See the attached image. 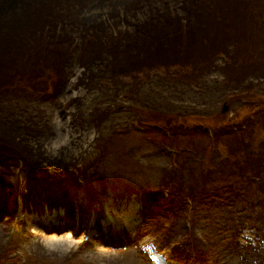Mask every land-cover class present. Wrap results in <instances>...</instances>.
<instances>
[{"label": "rangeland", "instance_id": "374dc122", "mask_svg": "<svg viewBox=\"0 0 264 264\" xmlns=\"http://www.w3.org/2000/svg\"><path fill=\"white\" fill-rule=\"evenodd\" d=\"M33 10L45 31L62 35L55 47L67 49L68 78L56 89L58 75L43 60L53 50H42L33 65L43 74L0 93V132L30 146L24 153L0 142V264H154L113 221L130 235L151 234L171 264H264V156L256 155L257 173L241 174L223 163L227 136L211 141L245 118L253 126L244 141L261 149L264 0H0L2 21ZM96 23L103 28L90 35ZM111 34L122 62L111 73L103 52L84 68L87 47L98 38L109 46ZM163 34L169 48L153 52L149 44ZM180 151L191 160L179 162ZM212 158L221 171L204 194L199 170ZM28 176L38 189L26 190ZM33 227L97 235L53 250ZM99 242L105 251L97 254Z\"/></svg>", "mask_w": 264, "mask_h": 264}, {"label": "trees", "instance_id": "16d2710c", "mask_svg": "<svg viewBox=\"0 0 264 264\" xmlns=\"http://www.w3.org/2000/svg\"><path fill=\"white\" fill-rule=\"evenodd\" d=\"M33 12L32 13L27 12V16L21 17L15 20H11V21H2V19H0V47L7 46L2 52H0V93L2 92V90L7 89L8 86L11 85L13 81H15V84L17 85V83L20 80L24 79L22 76L26 74H29L30 76H32L33 79H37L43 74L42 73L43 69L41 70L39 66L33 65L35 62V59L38 58V55L42 52V50L43 52L44 50L45 52L49 50H53L51 53L46 54V59H48V61H46L44 58L43 60L46 64H48V66H44V67L54 72V74L58 75L57 80H56V89H58L59 87H62L65 84L64 82L68 78L66 69H64L65 62L68 57V53H66L67 49L64 48L63 46H60L59 48L55 47V45L57 44V41H60V39L63 38L62 35L58 33V31H56V29L54 28L55 26H53L54 29L52 33H50L49 30L45 31L46 27L44 25V22L42 21V17L40 15L38 16V10H33ZM165 23L171 24V23H174V21L170 20V21H166ZM150 24H154V23H150ZM150 24H146V22H144L143 26L148 27L150 26ZM155 24H158V23H155ZM102 28L103 26H101V23H96L94 25H91L89 28L91 29L90 35H91V32L95 34L97 32L96 29L101 30ZM110 36H111V40H110L109 46H105L101 42V39L98 38L97 40H95L93 44H90V46L87 47L84 57L79 58L80 64L84 68L86 69L89 68V65L94 62L93 59L95 58H98L100 62L103 61V55H102L103 52L105 53L109 52L111 55V57L106 61L107 65L109 63L111 64V69H110L112 71L111 73H113L114 71L113 66L119 62H122V59L113 57L118 51H119L118 53H120V50L115 40L116 36H113V34H111ZM163 36H164L163 40L160 41L159 39H155L152 43L149 44V46L153 49V52L154 51L158 52L160 50L164 51V49L167 50L169 48L168 41L167 42L165 41L166 39L168 40V38L164 34ZM252 36H253V32H251V37ZM251 37L248 38V42H249V39H251ZM88 38L89 37H87V39ZM132 38L133 39L131 42H133V44L137 46L136 39L133 36ZM16 41H18L19 43L18 45H15ZM11 47L13 48L12 52L10 50ZM61 47H63L66 50V52L62 51ZM126 51L127 50L123 48L122 52L125 53ZM34 52H35V55H33ZM144 52L147 55V45L144 46ZM85 56H88L87 58H90V59H86ZM121 56L125 57L124 55H121ZM27 58L28 60L33 59V61L31 62L32 66H27V65L22 64V62H24ZM203 60H208V57L206 56L201 59V61ZM68 62H69V59L67 63ZM180 63L186 64V61H180ZM149 64L155 65L152 62H150ZM169 64L170 62L168 61H164V62L162 61L161 63V65H165V66H168ZM130 66L131 65H128L129 68ZM202 66H208V65H202ZM29 69H31V71H29ZM133 69L134 68L129 69V70H133ZM120 71H126V70H120ZM164 120L170 123L169 118H164ZM243 123H244L243 128L235 127V129H232V128L227 127L226 129H222V131L220 132L214 133L211 141L215 142V140H217V138H219L220 136L221 138L227 136L228 139L225 143L229 149L228 152L230 153L229 155L227 153L226 157H222L223 161H225L223 163L226 164L228 163V160H229L230 161L229 165L234 166V168L239 173L242 174V171L248 170L249 172V170H252L253 174H255L260 169L258 166V160L261 156H264V139H262L259 142V146L261 149H258L252 146V138L250 137H249L250 140L244 141L243 138L245 134H247L248 136L252 132L253 121L247 120L244 118ZM13 128L20 129L21 127H19L18 125V126H14ZM196 131L197 129L193 130V133ZM4 132L5 131L3 130L2 132H0V142L2 144H4L8 148H13L15 150H18L24 153L30 152V149H29L30 146L28 148L26 146H22V149L24 150L23 151L18 146L19 144L17 143V141L13 139L11 135L7 136L5 134H2ZM221 142L223 143V141ZM238 144L240 147L239 151H235V149L238 148ZM232 145L237 146V147L236 148L229 147ZM213 153H216V151H213ZM258 154H260L259 158L256 156ZM184 157H186V159L188 160H191V158L188 157V154H185L183 151H180V153L176 155V158L179 160V162ZM15 158H17V156H14V159ZM210 160H211V165L205 167V169L203 168L199 170V174L202 176L200 177L201 180L203 179L206 180V181H199L200 182L199 191L204 192V194H207L209 192L207 185H208V182L214 178L213 174L221 171V164H216L213 161V158ZM248 162H250L249 166L244 164ZM5 174H6L5 170L0 171V176H2L3 178ZM66 175L68 176V173H66ZM190 176H191V173H190ZM29 177L30 176L27 177L28 181L26 185L28 188L26 190L30 191L31 189H38L36 185L37 184L36 182L38 181H36L35 179L32 180ZM167 181H170V179H167ZM192 181L194 180L191 179L187 183L189 184ZM50 184H51L50 181L44 183V185L47 187ZM0 186L4 187L2 182H0ZM57 186L59 189H62L64 192L63 188L66 187L65 181H63V179L58 180ZM192 187L193 189L192 190L189 189L188 191H193L196 185H192ZM55 194H56V190L54 191L52 196H54Z\"/></svg>", "mask_w": 264, "mask_h": 264}, {"label": "bare ground", "instance_id": "6f19581e", "mask_svg": "<svg viewBox=\"0 0 264 264\" xmlns=\"http://www.w3.org/2000/svg\"><path fill=\"white\" fill-rule=\"evenodd\" d=\"M36 222H40V221L39 220L33 221V223H36ZM102 222H103L102 220H99L97 225L100 223L101 224L99 226L103 225L104 223ZM37 224H40V223H37ZM33 228H34V231L41 236V243L47 248H50L53 250L65 249L69 244H72L73 238H75L73 234L67 233V231L63 233L58 232L57 231L59 230L58 227H49L45 231H41V229L36 230L35 227ZM103 251H105V247L101 243L95 246L94 252H96L97 254H100Z\"/></svg>", "mask_w": 264, "mask_h": 264}, {"label": "water", "instance_id": "95a60500", "mask_svg": "<svg viewBox=\"0 0 264 264\" xmlns=\"http://www.w3.org/2000/svg\"><path fill=\"white\" fill-rule=\"evenodd\" d=\"M226 108H227V106L225 105V106H223L222 108H221V111L223 112V111H225L226 110Z\"/></svg>", "mask_w": 264, "mask_h": 264}]
</instances>
